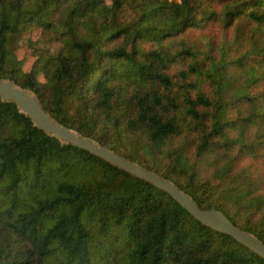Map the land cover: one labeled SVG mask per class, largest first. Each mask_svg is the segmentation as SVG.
I'll use <instances>...</instances> for the list:
<instances>
[{
	"label": "trees",
	"instance_id": "1",
	"mask_svg": "<svg viewBox=\"0 0 264 264\" xmlns=\"http://www.w3.org/2000/svg\"><path fill=\"white\" fill-rule=\"evenodd\" d=\"M0 77L264 243V0H0ZM0 264L264 258L0 100Z\"/></svg>",
	"mask_w": 264,
	"mask_h": 264
},
{
	"label": "water",
	"instance_id": "2",
	"mask_svg": "<svg viewBox=\"0 0 264 264\" xmlns=\"http://www.w3.org/2000/svg\"><path fill=\"white\" fill-rule=\"evenodd\" d=\"M0 100L14 103L18 112L29 118L33 126L57 138L62 144H70L86 150L125 172L165 191L197 221L217 232L229 235L264 258V243L254 234L237 227L219 210L202 209L190 195L182 191L172 181L100 145L95 140L82 136L73 129L60 124L44 109L41 100L35 92L23 88L11 79L0 77Z\"/></svg>",
	"mask_w": 264,
	"mask_h": 264
},
{
	"label": "rangeland",
	"instance_id": "3",
	"mask_svg": "<svg viewBox=\"0 0 264 264\" xmlns=\"http://www.w3.org/2000/svg\"><path fill=\"white\" fill-rule=\"evenodd\" d=\"M27 38H29V35L23 34L16 36L12 42V45L15 47V54L17 55V58L22 61V66L25 71L30 70L33 62L36 59L33 54V49L27 46ZM31 38L35 41H38L39 32L37 31L33 33ZM52 48L54 49L55 45H53ZM39 80L43 81V77L41 75L39 76Z\"/></svg>",
	"mask_w": 264,
	"mask_h": 264
}]
</instances>
